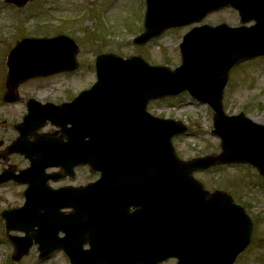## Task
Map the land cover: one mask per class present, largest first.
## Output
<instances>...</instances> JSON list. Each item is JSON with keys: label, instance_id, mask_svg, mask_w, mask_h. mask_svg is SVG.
Wrapping results in <instances>:
<instances>
[{"label": "water", "instance_id": "95a60500", "mask_svg": "<svg viewBox=\"0 0 264 264\" xmlns=\"http://www.w3.org/2000/svg\"><path fill=\"white\" fill-rule=\"evenodd\" d=\"M7 1L22 6L29 0ZM225 7L238 11L243 26L193 28L183 38L182 64L174 71L152 67L139 57L103 55L96 60L97 83L70 104L28 102V114L16 127L20 136L8 154L25 156L30 168L0 175V183L14 180L28 186L21 208L1 213L7 232L25 234L10 238L14 261L33 244L42 259L62 250L72 264H80L79 258L86 264H158L172 258L177 264H233L245 250L252 230L247 214L228 195L205 192L192 174L217 164L244 163L264 177V126L243 114L227 117L221 102L233 68L264 56V0H146L145 31L134 43L143 46L166 30L199 23ZM253 21L255 25L244 26ZM76 54L75 43L65 37L22 41L8 55L4 102H17L18 86L31 78L75 70ZM185 91L214 111L219 156L179 161L171 140L186 127L146 112L149 101ZM76 120L77 138L67 133L63 147L44 138L29 142L47 121L64 128ZM77 164L100 172L101 179L82 190L46 187V168L72 172ZM134 180L141 186V199L130 198L140 210L129 215L125 187ZM63 208L76 212L61 216ZM127 226L133 234L129 241ZM109 227L114 236L107 240ZM59 232L66 234L63 240ZM88 234L91 248L82 251L77 241ZM106 246L113 250L103 251Z\"/></svg>", "mask_w": 264, "mask_h": 264}, {"label": "rangeland", "instance_id": "374dc122", "mask_svg": "<svg viewBox=\"0 0 264 264\" xmlns=\"http://www.w3.org/2000/svg\"><path fill=\"white\" fill-rule=\"evenodd\" d=\"M0 5V154L18 137L14 126L26 114L29 99L40 103L69 102L96 82L95 57L99 54H112L123 59L140 57L151 66L174 70L181 64L179 45L191 29L169 30L146 46L138 47L133 44V39L143 31L144 0H34L18 12L3 7L6 5L3 0H0ZM58 17L64 21H58ZM223 23L237 27V13L224 9L201 22L209 26ZM56 35L70 37L78 45V69L71 74L28 81L19 87L20 102L4 104L8 51L23 37ZM222 103L226 115L243 113L253 122L264 125V58L242 63L232 71ZM147 110L155 117L174 120L188 128L187 135L173 140L174 151L180 160L188 161L220 152L219 139L211 135L213 112L209 107L197 104L186 93L150 102ZM42 131L47 133L49 130L39 133ZM28 165V161L19 155L6 160L0 158V172L10 167L21 170ZM194 177L210 192L221 190L230 194L253 222L250 244L235 264H264V180L248 165L222 166L196 173ZM92 179L87 169H82L78 173V181L72 185H85ZM62 184L51 186L57 188ZM23 189L24 186L19 188L12 182L0 186V213L9 207L22 206ZM12 251L0 219V264L37 263L36 247L18 263L11 260ZM44 264H68V259L59 253ZM164 264L175 263L168 261Z\"/></svg>", "mask_w": 264, "mask_h": 264}, {"label": "flooded vegetation", "instance_id": "af4514ba", "mask_svg": "<svg viewBox=\"0 0 264 264\" xmlns=\"http://www.w3.org/2000/svg\"><path fill=\"white\" fill-rule=\"evenodd\" d=\"M47 129L49 130V131L47 132V134H55L54 132H56V131H55L53 128H51V127H48ZM52 130H53V132H52ZM61 138H62V137H61ZM78 173H79V172L77 171L73 177H64V178L60 181V182L63 183V184L60 185L59 187H65V186L81 187L82 184H80V185H78V186L72 185V183L78 181ZM96 178H97V177H93V179L90 180V181H88V182H86V184H88V183L94 181ZM56 185H57V184H56ZM56 185H55V186H56ZM129 230H130V228H128V233H127V235H126L128 241L130 240V233H129Z\"/></svg>", "mask_w": 264, "mask_h": 264}]
</instances>
